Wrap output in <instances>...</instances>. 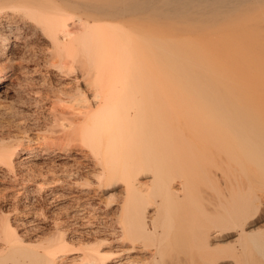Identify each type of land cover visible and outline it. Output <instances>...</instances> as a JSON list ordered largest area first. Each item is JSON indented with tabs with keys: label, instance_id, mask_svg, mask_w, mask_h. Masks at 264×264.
I'll use <instances>...</instances> for the list:
<instances>
[{
	"label": "bare ground",
	"instance_id": "6f19581e",
	"mask_svg": "<svg viewBox=\"0 0 264 264\" xmlns=\"http://www.w3.org/2000/svg\"><path fill=\"white\" fill-rule=\"evenodd\" d=\"M0 264H264V0H0Z\"/></svg>",
	"mask_w": 264,
	"mask_h": 264
},
{
	"label": "rangeland",
	"instance_id": "374dc122",
	"mask_svg": "<svg viewBox=\"0 0 264 264\" xmlns=\"http://www.w3.org/2000/svg\"><path fill=\"white\" fill-rule=\"evenodd\" d=\"M86 164H87V162H86ZM89 170V169H88ZM89 175L88 176H91V170H89ZM87 173V174H88ZM86 176V175H85ZM87 178H85V177H81L80 178V180H78L80 183H82V184H84V185H87V180H86ZM81 180H82V182H81ZM99 194H101V193H98L95 197H94V199L92 198V199H90L88 202L89 203H92L95 207H98V203H100L99 201L103 198V197H101V195H99ZM101 197V198H100ZM95 200V201H94ZM59 203H61L62 205H63V208L65 207L66 208V206H68L67 208H66V210L68 211H65L66 212V214L65 213H62L63 215H58L59 216V218H61L62 217V221L64 222V220H66V221H68L67 223L68 224H78V226L80 225V223H82L81 221H82V217L81 216H78V214L75 212V214H77V215H75L74 214V211L73 210H75V208L73 207V206H70V205H68L67 203H65L64 201H61V202H59ZM64 203V204H63ZM65 205V206H64ZM97 205V206H96ZM71 207H73L74 209H71ZM21 209H22V211H21ZM69 209V210H68ZM50 210V209H49ZM21 212H23V208L20 206V209H19V211H17V213H15V214H13L12 216H11V218H12V220L14 219V218H17L18 220H20V221H27V219L26 218H24L22 215L23 214H20ZM48 212V210L46 211V213ZM71 212V213H70ZM51 212H49L48 214H47V216L49 217V214H50ZM17 214V215H16ZM69 214V215H68ZM72 214V215H71ZM80 215V214H79ZM19 216H20V219H19ZM74 216H78L77 218H74ZM69 217V218H68ZM72 217V218H71ZM65 218H67V219H65ZM70 218H71V220H70ZM73 222V223H72ZM66 223V222H65ZM74 229V230H73ZM79 229V227H75V226H73V228H71V230L72 231H76V230H78Z\"/></svg>",
	"mask_w": 264,
	"mask_h": 264
}]
</instances>
